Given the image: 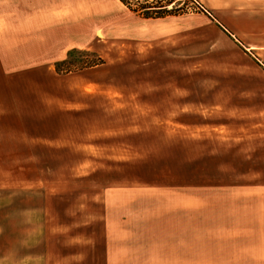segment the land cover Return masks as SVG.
Segmentation results:
<instances>
[{
	"label": "rangeland",
	"instance_id": "374dc122",
	"mask_svg": "<svg viewBox=\"0 0 264 264\" xmlns=\"http://www.w3.org/2000/svg\"><path fill=\"white\" fill-rule=\"evenodd\" d=\"M172 1L13 0L0 264H264V50Z\"/></svg>",
	"mask_w": 264,
	"mask_h": 264
},
{
	"label": "crops",
	"instance_id": "0c3cea01",
	"mask_svg": "<svg viewBox=\"0 0 264 264\" xmlns=\"http://www.w3.org/2000/svg\"><path fill=\"white\" fill-rule=\"evenodd\" d=\"M10 1L11 3H9ZM200 1L216 16L217 23L239 42L240 45L249 50H264V0ZM13 4V0H0V58L2 59L5 57L4 53H8L7 47H18L19 49L34 47V43L27 45L25 43L20 45L19 43L14 45L6 39L5 33L10 31L24 33L26 30H34L39 23L34 13L20 18L21 11L20 13L13 11ZM1 63H5V59ZM256 196L258 207L261 208L263 205L262 208H264V192ZM254 222L256 225V234L263 240L264 225L262 224L264 223V218L255 219ZM250 229L248 227L241 228L240 232L242 233L236 235L240 237L235 239H244L241 235H248ZM237 230L236 228L235 232ZM231 232L234 234V231ZM211 238L210 235L207 237V239ZM229 240L232 241V238Z\"/></svg>",
	"mask_w": 264,
	"mask_h": 264
},
{
	"label": "trees",
	"instance_id": "16d2710c",
	"mask_svg": "<svg viewBox=\"0 0 264 264\" xmlns=\"http://www.w3.org/2000/svg\"><path fill=\"white\" fill-rule=\"evenodd\" d=\"M120 1L124 5H126L127 7H129L130 9L132 8V5L135 2H138L139 3V0H120ZM143 1H144V3H145L146 6L140 8V9H138L136 11L137 12L138 11H141L143 13V16L146 17V18H162L163 16H160V15L165 14V13H169L170 11H173V9L172 10H169L168 9V7L170 6V4L173 3L172 0H160V1H158V0H153V1H151V0H143ZM151 3H155L158 6H150ZM159 4H161V5H159ZM144 10H147L146 13L144 12ZM147 12H153V13H147ZM153 14H155V15H153Z\"/></svg>",
	"mask_w": 264,
	"mask_h": 264
}]
</instances>
